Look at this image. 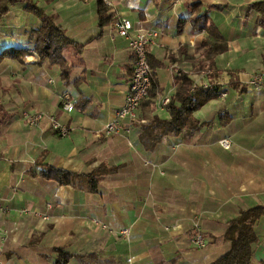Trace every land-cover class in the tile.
Returning a JSON list of instances; mask_svg holds the SVG:
<instances>
[{
    "label": "crops",
    "instance_id": "crops-1",
    "mask_svg": "<svg viewBox=\"0 0 264 264\" xmlns=\"http://www.w3.org/2000/svg\"><path fill=\"white\" fill-rule=\"evenodd\" d=\"M30 1L75 45L62 51L65 81L58 65L37 63L29 36L41 22L23 0L0 18V52H29L22 61H0V264H57L58 250L72 256L66 264L88 255L95 256L93 264H210L228 251V223L241 211L264 207V90L247 85L264 74V0H103L111 15L103 25L97 0ZM207 7H214L209 20L227 50L214 59L218 96L193 113L199 128L148 149L139 108L119 133L105 135L123 105L133 64L114 22L126 18L134 30L157 34L146 47L160 90L151 115L168 120L159 102L175 94L179 71L197 86L209 85L205 73L192 69L206 34L189 22ZM183 46L193 60L178 53ZM64 92L76 101L71 113L61 108ZM25 113L43 119L31 127ZM50 117L67 135L51 129ZM223 139L229 149L219 144ZM40 165L78 174L111 171L89 192L43 178ZM255 230L251 264H264V216ZM197 232L202 248L192 243Z\"/></svg>",
    "mask_w": 264,
    "mask_h": 264
},
{
    "label": "trees",
    "instance_id": "trees-1",
    "mask_svg": "<svg viewBox=\"0 0 264 264\" xmlns=\"http://www.w3.org/2000/svg\"><path fill=\"white\" fill-rule=\"evenodd\" d=\"M17 0H0V18L8 12L10 4ZM25 9L36 15L41 25L38 29L30 32L29 41L32 50L38 57L37 63L48 61L51 65H58L61 68V78L67 81L68 70L62 51L66 47L75 44L69 40L63 29L55 23V18L45 14L30 0H23ZM194 5H192L193 7ZM199 6H197V9ZM214 7H207L202 13L190 19L192 28L198 32H204L205 38L201 41L197 52L202 58L193 62L194 72L205 73L209 79L208 86H197L193 83L188 73L179 71L175 79L176 90L167 105L169 112L168 120H161L151 115L153 99L159 93V88L154 78L153 67L147 57L152 72L150 87L147 97L141 101L140 109L142 117L147 123L142 124L143 134L141 135L143 145L148 149H153L163 137L168 135L178 136L183 131L191 135L199 128L198 121L193 117V113L199 110L208 101L218 96L219 87L212 79L217 76L214 70V59L217 55L227 50V43L220 35L217 27L209 20V11ZM108 8L103 0H97V15L100 25H103L111 18ZM183 21L179 22L178 30L182 27ZM179 54H184V59L193 60L192 56L186 55V47L178 50ZM29 54L26 49H5L0 52V61L4 58L17 59ZM147 56V55H146ZM2 107L0 104V115ZM111 170L99 167L90 174H78L57 169L50 165H40L38 174L47 180H52L59 185H78V187L89 192H96L100 179ZM31 174H36L32 172ZM264 216V207H253L244 211L228 223L224 238L230 242L228 251L216 258L210 264H251L253 246L259 242V237L255 230L258 220ZM57 264H66L72 256L62 250L57 251ZM80 264H93L96 261L94 255L78 257Z\"/></svg>",
    "mask_w": 264,
    "mask_h": 264
},
{
    "label": "built area",
    "instance_id": "built-area-1",
    "mask_svg": "<svg viewBox=\"0 0 264 264\" xmlns=\"http://www.w3.org/2000/svg\"><path fill=\"white\" fill-rule=\"evenodd\" d=\"M114 30L116 34L124 39L127 43V47L133 57L132 73L127 84V90L124 94L123 105L116 111L115 119L113 122L104 126V134L110 136L112 134L119 133L121 123L124 121H133L137 118V111L140 108V103L147 97V93L150 87L151 68L147 63L146 47L149 43L156 38L157 34L153 31H136L133 29V25L130 20L126 18H118L114 22ZM254 91L264 90V74H254L247 83ZM220 97L224 99L225 94H220ZM169 98L165 97L159 105L166 107L169 103ZM61 108L71 113L75 110V99L67 92L60 95ZM25 121L31 127L37 126L43 119L41 114H23ZM51 129L60 136H65L68 133L67 128L60 125L52 117H50ZM219 144L224 149L231 147V142L228 139L219 141ZM49 207V206H48ZM5 207L3 205V199L0 196V213H3ZM22 212L26 213L25 210ZM46 219V216H43ZM96 223V221H93ZM97 224V223H96ZM105 228L104 226H102ZM128 231H123L122 234H127ZM192 243L195 247L202 248L205 244L203 236L198 232L192 237Z\"/></svg>",
    "mask_w": 264,
    "mask_h": 264
},
{
    "label": "rangeland",
    "instance_id": "rangeland-1",
    "mask_svg": "<svg viewBox=\"0 0 264 264\" xmlns=\"http://www.w3.org/2000/svg\"><path fill=\"white\" fill-rule=\"evenodd\" d=\"M167 107V106H166ZM34 114H41L42 115V113H34Z\"/></svg>",
    "mask_w": 264,
    "mask_h": 264
}]
</instances>
